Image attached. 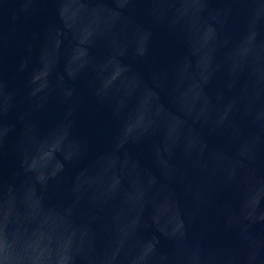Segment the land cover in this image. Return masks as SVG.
<instances>
[{
  "label": "water",
  "instance_id": "water-1",
  "mask_svg": "<svg viewBox=\"0 0 264 264\" xmlns=\"http://www.w3.org/2000/svg\"><path fill=\"white\" fill-rule=\"evenodd\" d=\"M0 264H264V0H0Z\"/></svg>",
  "mask_w": 264,
  "mask_h": 264
}]
</instances>
